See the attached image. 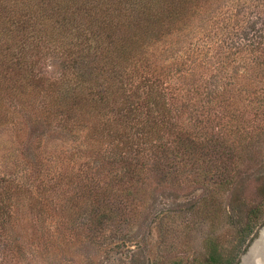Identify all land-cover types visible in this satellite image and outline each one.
Returning a JSON list of instances; mask_svg holds the SVG:
<instances>
[{"label":"rangeland","instance_id":"374dc122","mask_svg":"<svg viewBox=\"0 0 264 264\" xmlns=\"http://www.w3.org/2000/svg\"><path fill=\"white\" fill-rule=\"evenodd\" d=\"M202 14L151 59L150 76L173 107L169 129L213 145L182 167L146 157L143 176L120 197L107 185L121 166L96 162L93 173L87 162L97 159L87 156L83 131L57 125L30 136L9 118L0 125V264H200L208 237L235 247L264 197V116L249 107L264 95V68L256 64L264 58V0H215ZM56 59L40 53L37 67L55 75ZM173 138L164 131L159 142ZM87 174L107 192H90ZM103 212V225L90 221ZM263 221L264 209L235 250L237 264L264 256Z\"/></svg>","mask_w":264,"mask_h":264},{"label":"trees","instance_id":"16d2710c","mask_svg":"<svg viewBox=\"0 0 264 264\" xmlns=\"http://www.w3.org/2000/svg\"><path fill=\"white\" fill-rule=\"evenodd\" d=\"M214 1L0 0V125L10 118L30 136L57 125L83 131L87 156L97 159L87 162L93 173L100 172L96 162L121 166L107 185L120 197L143 176L146 157L158 167L165 160L174 167L196 164L200 151L213 144H204L196 132L169 129L173 107L161 80L150 76L151 59L200 23ZM248 43V49L258 50ZM40 53L60 62L55 75L47 77L37 67ZM260 56L256 64L264 68ZM253 99L249 107L262 118L264 95ZM164 131L173 134L170 142H159ZM87 177L90 192L106 190L95 175ZM263 209L264 197L250 208L235 247L224 249L208 237V257L200 264H237L235 250ZM108 217L103 212L90 221L103 225Z\"/></svg>","mask_w":264,"mask_h":264},{"label":"water","instance_id":"95a60500","mask_svg":"<svg viewBox=\"0 0 264 264\" xmlns=\"http://www.w3.org/2000/svg\"><path fill=\"white\" fill-rule=\"evenodd\" d=\"M263 230H264V225L260 230V234L262 233ZM257 264H264V256L262 257V259L259 260V262Z\"/></svg>","mask_w":264,"mask_h":264},{"label":"bare ground","instance_id":"6f19581e","mask_svg":"<svg viewBox=\"0 0 264 264\" xmlns=\"http://www.w3.org/2000/svg\"><path fill=\"white\" fill-rule=\"evenodd\" d=\"M261 235H262V240H261V241L264 243V230L262 231ZM261 241H260V242H261ZM261 244H262V243H261ZM262 247H264V246H262ZM262 247H261V248H262Z\"/></svg>","mask_w":264,"mask_h":264}]
</instances>
